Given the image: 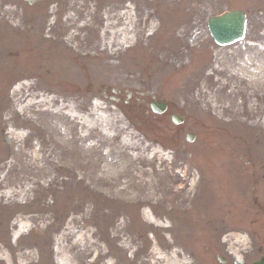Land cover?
I'll use <instances>...</instances> for the list:
<instances>
[{
	"label": "rangeland",
	"instance_id": "1",
	"mask_svg": "<svg viewBox=\"0 0 264 264\" xmlns=\"http://www.w3.org/2000/svg\"><path fill=\"white\" fill-rule=\"evenodd\" d=\"M229 9L246 12L245 37L221 48L210 39L206 19ZM197 23L198 36L187 42L185 31L196 29ZM27 45L35 55L25 52ZM53 49L54 56L47 54ZM100 85L129 93L150 90L172 102L171 111L185 116L183 132L175 137L173 130L163 134L152 128L142 135L103 100ZM188 132L193 134L191 142L186 140ZM53 164L67 165L103 195L136 193L142 202L127 213L134 214V227L155 228L154 235L129 234L132 228L122 226L117 211L113 224L104 223L112 231L97 232L95 208L106 205V197L90 193L84 210L65 204L70 197L84 199L81 181L74 191L56 196L57 206H52L48 183L57 175ZM262 174L264 0H0V221L6 219L0 226V246L10 248L0 251L2 263L24 260L29 244H36L32 255L38 249L45 262L41 264L53 262L54 245L62 249V264L80 262L92 252L97 255L93 264L164 259L166 250L174 253L162 241L164 233L171 234L160 228L166 224V209L182 219V209L189 213L205 207L201 220L216 219L209 228L222 218L228 227H251L252 209H233L230 216L228 207L243 209L252 196L264 200ZM198 177L200 184L216 185L214 190L208 187L216 203L206 200V189L198 207L190 200L193 189L185 193L186 200L177 197L182 187L176 186V179L193 183ZM161 181L168 199L160 190ZM236 185H241L239 194L230 189ZM181 200L184 204L178 205ZM223 202L222 209L216 207ZM33 213V219L16 223L18 215ZM182 220L191 221L187 228L195 229L193 219ZM188 238L173 243L183 245L186 253L192 244L207 240ZM184 258L169 256L171 263L188 264Z\"/></svg>",
	"mask_w": 264,
	"mask_h": 264
},
{
	"label": "flooded vegetation",
	"instance_id": "2",
	"mask_svg": "<svg viewBox=\"0 0 264 264\" xmlns=\"http://www.w3.org/2000/svg\"><path fill=\"white\" fill-rule=\"evenodd\" d=\"M112 101L117 106L118 111H122L124 114H130L138 118V126L146 128L149 124L153 123L152 118L146 113H152L151 111V96L147 93H137V98L134 99V103L130 104L131 98L128 100H123L120 102L119 98L116 99L115 96H109ZM108 97V98H109ZM109 98V99H110ZM167 111L162 113L163 117H166ZM153 116L154 113H152ZM256 209V214L261 216L258 218L259 228H247V229H237L225 227L223 220L220 222L219 226H214L212 228H203L202 232L200 230H194L192 232L186 231L183 235L175 236H192L193 241H203L205 237L207 240L202 243V245L196 246L192 244L190 248L185 249L184 253L182 247H179L178 255L183 256L187 259L188 264H208L210 260H214L215 264H251L259 258H264V201L262 202H252ZM262 220V221H260ZM213 221H206L204 225H210ZM233 231H239L245 235L246 240L244 244H229L228 238H225ZM238 252L240 253L239 255ZM163 264H168L164 262Z\"/></svg>",
	"mask_w": 264,
	"mask_h": 264
},
{
	"label": "water",
	"instance_id": "3",
	"mask_svg": "<svg viewBox=\"0 0 264 264\" xmlns=\"http://www.w3.org/2000/svg\"><path fill=\"white\" fill-rule=\"evenodd\" d=\"M244 14L239 11L224 12L208 19V29L213 40L219 44H229L242 38Z\"/></svg>",
	"mask_w": 264,
	"mask_h": 264
}]
</instances>
